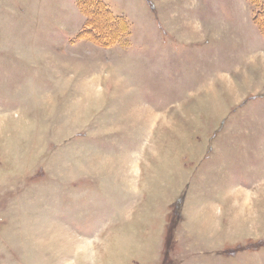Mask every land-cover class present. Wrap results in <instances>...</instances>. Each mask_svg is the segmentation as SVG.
Masks as SVG:
<instances>
[{
	"label": "rangeland",
	"instance_id": "rangeland-1",
	"mask_svg": "<svg viewBox=\"0 0 264 264\" xmlns=\"http://www.w3.org/2000/svg\"><path fill=\"white\" fill-rule=\"evenodd\" d=\"M103 1L0 0V264H264V0Z\"/></svg>",
	"mask_w": 264,
	"mask_h": 264
},
{
	"label": "trees",
	"instance_id": "trees-1",
	"mask_svg": "<svg viewBox=\"0 0 264 264\" xmlns=\"http://www.w3.org/2000/svg\"><path fill=\"white\" fill-rule=\"evenodd\" d=\"M104 3L103 0H81L80 5L83 9L86 10V6L89 5L91 8L94 9V13L96 14V10L99 11V13H102L103 16H97L96 20H92L89 22L90 26L92 27V29L95 31L94 33L99 37L100 32H98V30H100V28L104 27L103 24V19L105 17V19H107L110 23H113L115 21L112 20V18H110L109 16V10L101 8L102 4ZM264 17V15H263ZM261 20H264V18ZM103 25V26H102ZM96 29V30H95Z\"/></svg>",
	"mask_w": 264,
	"mask_h": 264
},
{
	"label": "bare ground",
	"instance_id": "bare-ground-1",
	"mask_svg": "<svg viewBox=\"0 0 264 264\" xmlns=\"http://www.w3.org/2000/svg\"><path fill=\"white\" fill-rule=\"evenodd\" d=\"M115 27V26H114Z\"/></svg>",
	"mask_w": 264,
	"mask_h": 264
}]
</instances>
